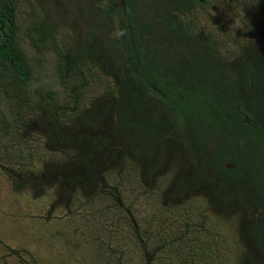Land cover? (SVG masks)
<instances>
[{
	"label": "trees",
	"instance_id": "trees-1",
	"mask_svg": "<svg viewBox=\"0 0 264 264\" xmlns=\"http://www.w3.org/2000/svg\"><path fill=\"white\" fill-rule=\"evenodd\" d=\"M42 1L43 5L41 0H0V96L9 99L15 114L9 112L15 117L30 109L40 119L51 152L66 159L67 152L77 153L61 164L69 191L77 183L108 184V172L115 169L123 148L135 171L140 159L145 160L146 178L166 152L178 166L165 186L172 200L179 202L185 191L196 187L206 190L195 201L200 207L209 203L230 221H238L239 232L252 247L246 264H264V0H77L87 5V10L81 9V20L97 19L78 49L58 48L46 11L53 7L59 12L61 7L47 3L57 4L54 0ZM19 4L29 8L26 27L16 12ZM205 4V13L211 4V22L201 12ZM240 5L248 8L244 31L234 11ZM112 21L119 51L107 58L97 49L96 39ZM219 24L231 32L225 35ZM21 36L36 51L56 47L64 97L28 88L32 71L19 45ZM91 69L104 79L103 93L99 104L80 108ZM115 103L123 105L113 107ZM112 109L117 111L112 117L125 124L116 145L104 129L113 127ZM139 120L144 121L142 128L136 126ZM74 121L78 131H60ZM18 122L0 115V146ZM35 122L21 127L29 129ZM169 131L175 140L165 152L152 145ZM179 145L183 153H173ZM234 147H239L237 153ZM45 168L37 179L56 180V168ZM15 188L21 186L16 183ZM175 208L182 207L176 203ZM174 210L166 208L170 216Z\"/></svg>",
	"mask_w": 264,
	"mask_h": 264
},
{
	"label": "rangeland",
	"instance_id": "rangeland-1",
	"mask_svg": "<svg viewBox=\"0 0 264 264\" xmlns=\"http://www.w3.org/2000/svg\"><path fill=\"white\" fill-rule=\"evenodd\" d=\"M54 1L57 4L47 3L61 7V11L48 9L46 19L55 43L59 49L68 45L77 48L97 19L81 20V9L87 10V5L77 0ZM40 4L44 2L41 0ZM210 6L205 13V4L201 12L211 22L214 14L209 13ZM15 8L23 23L19 24L26 27L29 8L23 4ZM235 9L236 20L244 31L248 8L240 5ZM218 28L225 35L231 32L223 24ZM116 29L112 21L96 39L97 49L104 57H114L119 51ZM21 39L19 45L32 71L28 88L59 92L64 97L63 84L57 75L56 47L36 51L26 37ZM95 72L91 69L86 74H92V78L80 108H90L103 93L104 79ZM8 100L0 96V115L19 122L10 128L11 136L0 146V264H246L247 249L252 247L239 232V222L230 221L209 203L200 207L195 201L206 190L196 187L193 192L185 191L179 202L172 200L166 191L169 180L165 182L163 178L171 177L177 166L165 152L167 146L174 144L172 131L152 142L165 153L161 154L162 163L149 177L144 173L145 160L140 159L141 167L135 171L129 163L128 151L123 148L115 160V169L108 172V184L80 189L75 180V188L70 192L61 164L77 153L67 152L66 159L63 154L51 152V143L49 147L45 144L46 129L39 127L40 119L30 109L15 117L9 112L15 114ZM32 119L35 125L29 129L21 127ZM77 122H67L60 131L64 134L68 130L78 131ZM104 129L107 134L112 133L108 125ZM118 140L119 135L115 145ZM183 149L179 145L173 153H183ZM49 166L56 168L57 179H37ZM71 169L72 175L75 169ZM16 183L21 189L15 188ZM68 191L72 197L65 196ZM176 203L183 209L174 210ZM166 208L174 210L175 215L170 216Z\"/></svg>",
	"mask_w": 264,
	"mask_h": 264
},
{
	"label": "flooded vegetation",
	"instance_id": "flooded-vegetation-1",
	"mask_svg": "<svg viewBox=\"0 0 264 264\" xmlns=\"http://www.w3.org/2000/svg\"><path fill=\"white\" fill-rule=\"evenodd\" d=\"M111 103V105L113 104V102H110ZM123 104H121V103H115L114 104V106L113 107H117V106H122ZM112 108V107H111ZM117 111H115L114 113H113V109H112V111L110 112V121H111V123H112V125H113V127H110V130H111V132H112V135H113V138H117V134H118V132H123V126L125 125L124 123H123V121H117L116 119H114L113 117H117V113H116ZM131 112V111H130ZM112 115H113V117H112ZM151 118H147V120H150ZM141 120H139V122H140ZM145 125H146V127L148 126L146 123H145ZM136 126H138V127H140V128H142L143 126H144V121H141L138 125H136ZM148 131H150L149 129H148ZM131 134H132V131H131ZM150 136V135H149ZM174 170H178V166L176 167V169H174ZM174 170L172 169V171H171V175L173 174V172H174ZM180 172H179V174L182 172V170H179ZM173 177H169V176H165L163 179L165 180V182H167L168 180H171ZM86 185H93V184H90V183H84V184H80L79 185V187H80V189H83ZM70 196V197H72L71 196V194H70V192L68 191L67 193H66V195L65 196Z\"/></svg>",
	"mask_w": 264,
	"mask_h": 264
},
{
	"label": "clouds",
	"instance_id": "clouds-1",
	"mask_svg": "<svg viewBox=\"0 0 264 264\" xmlns=\"http://www.w3.org/2000/svg\"><path fill=\"white\" fill-rule=\"evenodd\" d=\"M260 2V0H255V3H259ZM240 145H241V143H240ZM238 148L239 147H234L233 149H232V151L233 152H235V153H237L238 152ZM241 150V149H240Z\"/></svg>",
	"mask_w": 264,
	"mask_h": 264
}]
</instances>
